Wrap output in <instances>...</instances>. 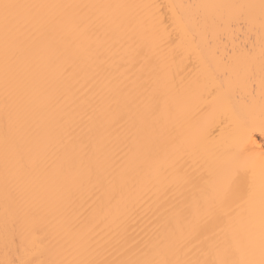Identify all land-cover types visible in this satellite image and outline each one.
Instances as JSON below:
<instances>
[{
  "label": "bare ground",
  "instance_id": "bare-ground-1",
  "mask_svg": "<svg viewBox=\"0 0 264 264\" xmlns=\"http://www.w3.org/2000/svg\"><path fill=\"white\" fill-rule=\"evenodd\" d=\"M0 264H264V0H0Z\"/></svg>",
  "mask_w": 264,
  "mask_h": 264
},
{
  "label": "snow or ice",
  "instance_id": "snow-or-ice-1",
  "mask_svg": "<svg viewBox=\"0 0 264 264\" xmlns=\"http://www.w3.org/2000/svg\"><path fill=\"white\" fill-rule=\"evenodd\" d=\"M3 7H4V9H5V18L7 19V10H8L9 8L19 7V6L5 4V5H3ZM224 195H227V193L225 192Z\"/></svg>",
  "mask_w": 264,
  "mask_h": 264
}]
</instances>
